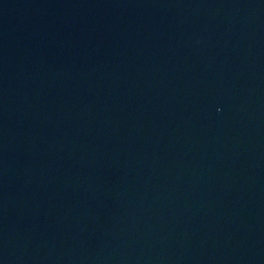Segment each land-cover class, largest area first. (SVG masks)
<instances>
[{
	"label": "water",
	"instance_id": "obj_1",
	"mask_svg": "<svg viewBox=\"0 0 264 264\" xmlns=\"http://www.w3.org/2000/svg\"><path fill=\"white\" fill-rule=\"evenodd\" d=\"M0 264H264V0H0Z\"/></svg>",
	"mask_w": 264,
	"mask_h": 264
}]
</instances>
